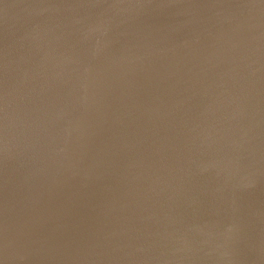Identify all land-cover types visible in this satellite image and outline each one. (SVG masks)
<instances>
[{"label": "water", "instance_id": "1", "mask_svg": "<svg viewBox=\"0 0 264 264\" xmlns=\"http://www.w3.org/2000/svg\"><path fill=\"white\" fill-rule=\"evenodd\" d=\"M0 264H264V0H0Z\"/></svg>", "mask_w": 264, "mask_h": 264}]
</instances>
